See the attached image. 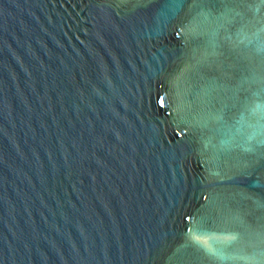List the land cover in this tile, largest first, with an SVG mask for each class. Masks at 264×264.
<instances>
[{
	"label": "water",
	"instance_id": "water-1",
	"mask_svg": "<svg viewBox=\"0 0 264 264\" xmlns=\"http://www.w3.org/2000/svg\"><path fill=\"white\" fill-rule=\"evenodd\" d=\"M0 264H264V0H0Z\"/></svg>",
	"mask_w": 264,
	"mask_h": 264
}]
</instances>
